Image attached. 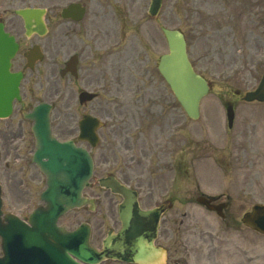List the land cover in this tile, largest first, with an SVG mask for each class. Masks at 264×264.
<instances>
[{
    "label": "rangeland",
    "instance_id": "rangeland-1",
    "mask_svg": "<svg viewBox=\"0 0 264 264\" xmlns=\"http://www.w3.org/2000/svg\"><path fill=\"white\" fill-rule=\"evenodd\" d=\"M71 2L86 5L87 12L82 23L90 26L94 24L95 36L99 38L100 56L96 62L95 76L83 72L84 76L82 74L76 82L70 83L67 79H58L57 69L61 67L64 57L58 45L59 38L67 27L60 18V10ZM148 2L0 0V15L6 29L17 36L22 47L30 45L31 41L22 37L20 22L13 10L24 6L48 8L46 19L49 37L42 39L46 60L40 68V74L42 69L52 70L50 95L45 90L44 79L40 74L34 72L31 77L28 73L21 84L22 105L40 100L55 101L60 106L57 111L62 110L64 113L60 115L56 112L52 116L53 133L59 139L67 138L70 134L76 135L77 120L88 113L105 121L107 127L100 131V135L102 139H110L115 123L120 122L115 117L120 113L118 103L123 105L121 103L124 101L131 118L126 124L115 127L116 139L126 147L122 143L126 140V136H122V129L132 137L129 136L128 149L119 151L117 157L128 160L142 182L138 187L142 198L150 192L155 203L161 200V197L158 198L160 194L174 196L177 203L172 213L179 222V234H231V231L237 230L248 232L240 224L242 214L256 203H264V104L247 106L235 103L234 126L229 131L225 118V102L230 97L229 90L217 85L201 103L199 119H188L155 65L158 57L167 52L160 28H174L177 25L173 0H163L161 12L155 19H150L146 14ZM17 60L22 61V56ZM19 66L16 63V68ZM228 83L232 84V88L240 85L237 80ZM82 89L98 92L100 99L83 107L78 106L77 94ZM18 109L16 107L8 119L0 120V128L6 130L5 135L20 122ZM135 127L146 132L144 141H137V130H133ZM176 162L180 171L175 177L171 165ZM107 166H97L94 178L106 173V170L103 173L101 170L107 169ZM13 171L9 176L10 190L6 187L3 190V209L18 214L19 209L31 202L25 210L24 214H27L38 203L39 191L31 190L22 195L13 191L11 185L15 182L14 173L17 170ZM199 193L213 196L222 194L221 200L229 199L226 222L193 202ZM88 195L99 197L100 204L95 212L76 210L68 213L60 223L74 228L82 222L91 225L102 222L101 227L95 226L94 229L101 234L112 226L116 215L110 209L111 196L96 187ZM18 196L22 202H18ZM24 198L30 200L25 203ZM143 205H150V200L143 202ZM180 256L186 257L183 248L180 249Z\"/></svg>",
    "mask_w": 264,
    "mask_h": 264
},
{
    "label": "water",
    "instance_id": "water-1",
    "mask_svg": "<svg viewBox=\"0 0 264 264\" xmlns=\"http://www.w3.org/2000/svg\"><path fill=\"white\" fill-rule=\"evenodd\" d=\"M160 7V0H151L149 14L155 16ZM75 11L79 12L76 5H71L63 12L64 15ZM26 24L30 23V17H39V12L34 10L18 11ZM28 27V26H27ZM166 37L169 54L164 55L159 61V71L170 85L175 97L187 113V115L196 119L198 117V105L200 99L207 93L206 83L196 76L187 61L185 55V46L182 36L176 31L163 30ZM7 37L2 34L0 26V47L6 42ZM7 44V43H5ZM6 61L5 55L0 52V118H6L11 113V105L14 98L19 99L18 95V75H9L3 64ZM3 68V69H2ZM246 100L264 101V78L258 89L245 97ZM49 107L41 104L36 107L27 117L34 121L32 131L36 138L37 152L34 159L41 163L43 171L47 175V189L41 198L45 201L46 207L39 208L30 216L32 228H26L12 215H5L7 225L0 223V235L3 237L4 257L0 259V264H77L66 253L62 237L56 234H67L62 229L56 227L57 218L67 210L78 208L86 203L92 205V201L81 197L82 189L87 185V181L92 172V161L83 149H78L71 142L59 143L52 137L49 127ZM233 115L228 109V120L231 125ZM84 125H81L80 137H84L91 144H95L96 137L94 129L99 126L97 120L90 117L85 118ZM46 158V162H41ZM102 187L110 188L113 192H118L126 199L124 208L120 210V217L123 220L127 215L134 213L139 216L158 215L157 212H141L137 206L132 211V203L128 200L130 192L123 186L116 183L112 178L99 180ZM1 206V203H0ZM1 215V212H0ZM242 222L261 233H264V205H255L251 213L243 216ZM53 234V239L60 238L52 245L46 244L40 246L45 238L44 234ZM18 233L24 244L22 249L13 245V234ZM88 228L81 226L77 232L72 234H87ZM5 234V235H4ZM86 239L82 249L68 250L69 254L76 257L84 263H93L92 259L101 256L91 251L86 245ZM63 249H60L59 247ZM107 250V245L105 244ZM142 247V246H141ZM35 248V252L31 250ZM37 248H40L39 252ZM141 248L131 260L140 264L150 261V255L141 253ZM41 255L46 259L42 261Z\"/></svg>",
    "mask_w": 264,
    "mask_h": 264
},
{
    "label": "flooded vegetation",
    "instance_id": "flooded-vegetation-1",
    "mask_svg": "<svg viewBox=\"0 0 264 264\" xmlns=\"http://www.w3.org/2000/svg\"><path fill=\"white\" fill-rule=\"evenodd\" d=\"M174 10L178 14V21L181 12L187 19V37L195 63L207 64L212 57H223L231 63H239L237 67L241 69L245 58L249 63L264 58V18L261 21L259 17V0H174ZM79 28L81 35L78 44L67 47L66 53L68 57L77 56V69L94 76L99 55L97 38L92 33L93 29L86 24L79 25ZM16 56L11 61L13 71L21 70H17L16 63L20 64V68L24 66L22 61L16 60ZM22 72L25 74V70ZM248 73L252 74L250 71ZM45 77L46 72L42 74V78ZM10 132L2 135L1 147L4 157L11 158L18 167L13 188L31 190L44 187V178L39 177L41 174L31 164L34 152L32 136L23 134L21 123ZM28 170L38 177L36 186L29 182L34 181L35 176L28 179ZM8 173L9 164H4L2 176L5 180H8ZM113 203L117 204L118 201L114 199ZM174 226L173 218L163 219L154 241L155 246L166 251L165 264H264V250H260L264 249V245L258 246L259 238L256 236L240 232L186 234L185 245ZM118 229L119 223L114 219L110 231L116 234ZM105 235L90 234V241L96 247H101ZM181 247H184V251L190 247L194 256L193 263L180 257Z\"/></svg>",
    "mask_w": 264,
    "mask_h": 264
}]
</instances>
